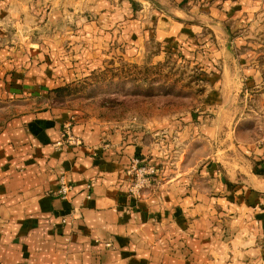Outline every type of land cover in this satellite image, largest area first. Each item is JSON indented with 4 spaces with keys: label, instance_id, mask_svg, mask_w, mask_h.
<instances>
[{
    "label": "rangeland",
    "instance_id": "374dc122",
    "mask_svg": "<svg viewBox=\"0 0 264 264\" xmlns=\"http://www.w3.org/2000/svg\"><path fill=\"white\" fill-rule=\"evenodd\" d=\"M33 2L43 18L9 26L10 43L36 46L0 77V135L13 119L56 109L65 117L55 147L81 144L80 124L139 139L152 156L135 155L126 168L136 201L174 185L209 206L212 189L225 190L210 161L235 185L264 176V0H90L77 12ZM116 28V37L105 33ZM59 183L50 194L59 197ZM208 220L204 241L216 238Z\"/></svg>",
    "mask_w": 264,
    "mask_h": 264
},
{
    "label": "crops",
    "instance_id": "0c3cea01",
    "mask_svg": "<svg viewBox=\"0 0 264 264\" xmlns=\"http://www.w3.org/2000/svg\"><path fill=\"white\" fill-rule=\"evenodd\" d=\"M33 1L0 0L4 79L28 47L26 41L10 43V24H33L45 13ZM85 1L90 0L59 4L77 12ZM99 4L90 6L93 12ZM117 30L105 33L116 37ZM64 117L56 109L22 115L0 135V264H264V176L253 173L246 180L250 185H235L218 175L216 161H210L205 168L225 190L206 194L209 206L197 197L192 202L186 189L174 185L136 201L127 194L126 168L133 156H152V151L139 139L85 124L74 127L81 144L55 147ZM163 168L169 171L167 163ZM62 174L73 184L68 199L49 193ZM222 214L227 217L215 225ZM207 218L216 231L210 241L202 240Z\"/></svg>",
    "mask_w": 264,
    "mask_h": 264
},
{
    "label": "built area",
    "instance_id": "2783aa9c",
    "mask_svg": "<svg viewBox=\"0 0 264 264\" xmlns=\"http://www.w3.org/2000/svg\"><path fill=\"white\" fill-rule=\"evenodd\" d=\"M70 125H71V123H68L66 125L67 128H70ZM66 132L69 133L68 130ZM138 166H139V161L135 160L134 169L135 170H139V172H141V173H144L146 168L138 167ZM59 184H60L59 185V190H58L59 197L62 198V199H68L69 196H70V193H71V189H72L71 184L69 183V181H67V179L65 177H61ZM136 187H137V185H135L134 188H136Z\"/></svg>",
    "mask_w": 264,
    "mask_h": 264
}]
</instances>
